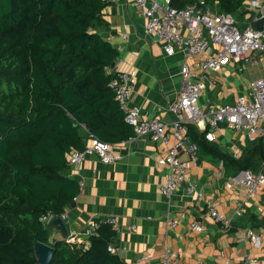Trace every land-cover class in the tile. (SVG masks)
<instances>
[{
  "label": "trees",
  "instance_id": "obj_1",
  "mask_svg": "<svg viewBox=\"0 0 264 264\" xmlns=\"http://www.w3.org/2000/svg\"><path fill=\"white\" fill-rule=\"evenodd\" d=\"M199 0H171L181 9ZM233 15L245 0H203ZM102 0H0V264H38L36 243L53 247L49 264H124L107 251L115 231L100 223L89 246L50 241L41 223L79 193L63 175L84 134L112 144L133 129L115 101L109 71L118 52L98 33ZM189 127L191 141L202 144ZM247 151L263 152L256 143ZM211 153L215 154L212 150ZM254 166L239 161L241 170ZM239 169V170H240Z\"/></svg>",
  "mask_w": 264,
  "mask_h": 264
},
{
  "label": "crops",
  "instance_id": "obj_2",
  "mask_svg": "<svg viewBox=\"0 0 264 264\" xmlns=\"http://www.w3.org/2000/svg\"><path fill=\"white\" fill-rule=\"evenodd\" d=\"M102 1L106 3L102 10L105 26L98 28V33L118 52L114 68L109 71L132 75L134 84L128 104L139 109L142 117L171 121L168 108L178 96L179 70L183 64L196 77L203 76L213 83L199 101L204 109L210 104L233 103L248 91L251 81L264 75L258 64L241 69L240 63L202 75L193 59L182 53L165 54L162 43L146 32L147 20L133 6V0ZM209 8L214 13H222L217 4ZM255 13L245 0L233 17L241 29ZM253 69H258L255 72L258 76ZM193 130L201 135L206 148L196 144V159L187 169L188 183L195 186V193L201 192L205 199L211 200L219 214L231 220L229 227L206 215L205 203L187 193L186 182L170 198L163 197L159 187L165 180L166 169L157 166L156 161L164 155L165 148L148 138H137L130 143L123 140L111 144L122 156L118 162L105 164L90 156L80 165H68L63 171L65 177L79 185L78 195L63 212L67 231L79 232L91 219H115L116 227L109 225L116 234L112 246L124 264L141 255L150 256L156 263L166 249L175 253L179 264H245L246 256L264 258V245L256 248L246 235L247 231L264 235V189L255 198L248 199L242 188L225 186L243 171L239 161L244 157L250 158L254 165L248 170L263 171V152L252 156L247 151L262 142L250 143L242 133L232 132L225 125L220 126L213 143L205 141L196 128ZM90 136L84 134V147L91 144ZM234 149L240 151L238 158L232 157ZM179 155L188 159L181 150ZM238 204L243 211L241 216L235 215ZM174 221L176 224H172ZM193 222H198L202 231H192ZM49 233L50 241L62 240L57 233Z\"/></svg>",
  "mask_w": 264,
  "mask_h": 264
},
{
  "label": "built area",
  "instance_id": "obj_3",
  "mask_svg": "<svg viewBox=\"0 0 264 264\" xmlns=\"http://www.w3.org/2000/svg\"><path fill=\"white\" fill-rule=\"evenodd\" d=\"M250 8L256 10L255 15L241 29L237 26L233 15L214 13L209 5L199 0L187 7L177 9L171 6V0H133V6L138 9L147 22L145 30L153 35L163 45L167 56L182 53L195 61V67L203 75L206 72H218L223 67L240 63L241 69L259 65L264 72V22L260 29L254 23L264 20V0H246ZM200 74V75H201ZM180 90L174 103L168 108L172 116L165 123L157 118L142 117L139 109L128 104L134 78L128 73H118L109 84L114 92L124 121L133 129V134L125 139L130 143L137 138H148L165 148L163 156L159 157L156 165L166 169L165 180L159 187L160 194L170 198L182 182H186L187 193L195 195L198 201L206 205V215L224 227L231 225V220L217 212L211 200L204 198L201 192L195 193V186L188 183L187 169L196 159L197 145L188 136L189 127L196 128L203 134L205 141L213 143L216 132L225 125L232 132L242 133L250 143L261 141L264 156V75L248 84V91L241 94L233 103L214 105L201 108L199 101L205 91L213 87L212 81H206L203 76L196 77L194 72L185 64L180 67ZM91 137V144L83 151H72L68 155V165L78 166L86 157L94 156L101 163L118 162L122 156L115 151L111 144ZM182 151L187 160L179 155ZM240 151L234 149L232 157L238 158ZM226 188H242L248 199L256 197L264 189V172L254 173L243 170L232 177ZM243 213L237 205L236 216ZM55 216L47 214L41 217V223L47 226ZM59 217L64 220L66 215ZM174 221L172 224H176ZM100 223L116 227V221L108 218L102 221L91 219L79 232L70 231L64 240L69 244L89 246V238L96 234ZM192 231H202L198 222L190 224ZM247 237L256 247L264 245V235L247 231ZM107 251L115 255L117 249L109 245ZM245 264H264V258L246 256ZM127 264H179L175 253L166 249L156 263L148 255Z\"/></svg>",
  "mask_w": 264,
  "mask_h": 264
},
{
  "label": "water",
  "instance_id": "obj_4",
  "mask_svg": "<svg viewBox=\"0 0 264 264\" xmlns=\"http://www.w3.org/2000/svg\"><path fill=\"white\" fill-rule=\"evenodd\" d=\"M263 22H264L263 19L257 21L256 23H254V27L256 29H260L262 27ZM114 64L115 63L111 65L110 67L111 69L114 68ZM261 159L264 161L263 154H261ZM262 170L264 172V165L262 167ZM48 229L49 231L57 233L62 240H65L67 237L68 234L67 228L64 224V221L59 216H55L50 221V223L48 224ZM53 252H54L53 247L42 243H36L33 247V254L38 264H49L51 262Z\"/></svg>",
  "mask_w": 264,
  "mask_h": 264
},
{
  "label": "rangeland",
  "instance_id": "obj_5",
  "mask_svg": "<svg viewBox=\"0 0 264 264\" xmlns=\"http://www.w3.org/2000/svg\"><path fill=\"white\" fill-rule=\"evenodd\" d=\"M257 71H258V69H253V70H252V72H253L254 74H255V72H257ZM255 76H258V75L255 74Z\"/></svg>",
  "mask_w": 264,
  "mask_h": 264
}]
</instances>
